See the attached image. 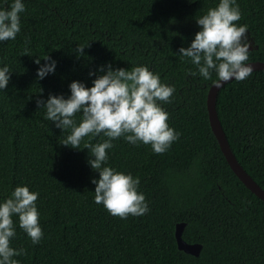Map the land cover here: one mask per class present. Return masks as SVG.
Segmentation results:
<instances>
[{"label":"trees","instance_id":"16d2710c","mask_svg":"<svg viewBox=\"0 0 264 264\" xmlns=\"http://www.w3.org/2000/svg\"><path fill=\"white\" fill-rule=\"evenodd\" d=\"M24 2L20 32L0 41V66L12 71L0 89V199L18 184L37 191L44 235L32 244L13 216L10 244L25 249L14 258L21 264H264V199L232 169L210 123L207 95L215 73L204 80L177 53L198 30L195 17L216 0ZM237 3L236 23L247 24L258 44L247 61H264V0ZM77 44L85 46L82 53ZM47 53L57 61L55 71L37 80L34 56ZM106 62L113 68L146 63L175 85L161 103L180 136L166 152L122 137L106 149L110 166L140 177L150 209L142 216H113L94 201L90 178L99 173L84 147L102 137L85 136L80 149L60 143L68 130L35 102L49 92L67 96L73 79L90 85L89 70ZM217 110L236 157L264 188V69L225 83ZM181 221L184 239L202 243L199 255L179 248Z\"/></svg>","mask_w":264,"mask_h":264},{"label":"clouds","instance_id":"9594fccd","mask_svg":"<svg viewBox=\"0 0 264 264\" xmlns=\"http://www.w3.org/2000/svg\"><path fill=\"white\" fill-rule=\"evenodd\" d=\"M24 9V0H0V41L15 39ZM240 17L237 0H216L214 6L195 17L199 28L187 46L179 47L180 58H190L204 80L212 78L214 72L216 85L248 77L253 69L246 63L251 41L248 25L236 23ZM28 42L26 39L25 44ZM84 47L77 44L75 51L82 53ZM24 53H28L27 48ZM34 63L38 65L36 78L39 80L55 71L57 61L47 53L34 56ZM11 72L7 63L0 66V89L8 85ZM189 72L196 74L191 69ZM88 75L94 77L90 85L73 79L68 84L67 96L49 92L46 98L38 96L35 102L56 127L68 130L60 143L80 149L85 136L89 140L102 137L96 143L86 141L84 147L88 149L87 163L99 173L90 178L95 185L94 201L113 216H142L150 209L145 193L140 190V177L110 166L106 149L112 148L115 138L122 137L133 145H150L154 153L166 152L180 136V131L170 126L169 113L161 103L169 102L175 85L163 82L160 74L146 63L113 68L106 62L96 70H89ZM37 197L38 192L30 190L27 184H18L0 199V264H21L14 257L25 254L24 248L10 244V238L16 235L13 216L32 244H37L44 235Z\"/></svg>","mask_w":264,"mask_h":264},{"label":"water","instance_id":"95a60500","mask_svg":"<svg viewBox=\"0 0 264 264\" xmlns=\"http://www.w3.org/2000/svg\"><path fill=\"white\" fill-rule=\"evenodd\" d=\"M247 35L249 40L251 41L250 49L257 48L258 44L256 43L254 37L251 35V32L248 30ZM249 49V50H250ZM253 66L252 70L256 69H264V61L263 60H249L246 61ZM231 80V79H230ZM228 80V81H230ZM228 81L216 85L212 83L208 90L207 95V106L209 112V118L211 126L219 140L222 151L224 152L228 162L230 163L232 169L236 172V174L240 177V179L248 186L253 192H255L259 197L264 199V188L257 182V180L243 167L235 153L233 152L226 132L224 130L223 124L219 117V113L217 110V96L221 87L227 83ZM185 222L181 221L176 224V239L180 249L185 250L188 253L199 255L202 249V243L200 242H188L183 237V231L185 227Z\"/></svg>","mask_w":264,"mask_h":264}]
</instances>
